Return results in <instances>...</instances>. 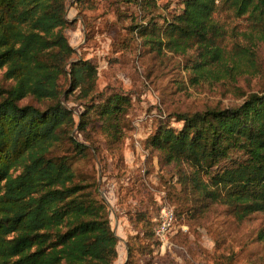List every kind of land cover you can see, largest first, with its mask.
<instances>
[{
  "label": "rangeland",
  "instance_id": "374dc122",
  "mask_svg": "<svg viewBox=\"0 0 264 264\" xmlns=\"http://www.w3.org/2000/svg\"><path fill=\"white\" fill-rule=\"evenodd\" d=\"M216 5L218 31L210 41L221 55L200 70L201 44L190 41L183 50L165 33L184 0H66L63 33L74 53L57 84L60 101L81 124L71 133L81 146L64 137L49 157H68L76 181L92 185L106 206L112 229L123 219L121 251L127 236L141 229L136 212L147 213L153 232L162 205L176 216L164 247L141 237L142 250L131 253L129 264H264V213L238 218L234 206L198 191L193 165L169 163L152 145L161 129L183 128L176 114L237 107L251 94L264 95L263 30L221 0ZM60 51L50 50L44 62L53 66ZM7 69L0 70V88L15 84L4 78ZM74 70L83 80L76 89ZM113 97L122 108L106 118L103 108ZM22 104L48 106L33 98ZM127 216L136 220L133 226Z\"/></svg>",
  "mask_w": 264,
  "mask_h": 264
},
{
  "label": "trees",
  "instance_id": "16d2710c",
  "mask_svg": "<svg viewBox=\"0 0 264 264\" xmlns=\"http://www.w3.org/2000/svg\"><path fill=\"white\" fill-rule=\"evenodd\" d=\"M216 2L184 0L182 13L166 23L165 33L179 48L190 41L201 44L200 70L221 55L210 41L218 31ZM221 2L264 32V0ZM65 14L66 0H0V70L7 67L4 78L15 81L0 88V264H115L118 259V237L92 185L76 181L68 157H49L64 137L81 146L71 136L78 125L60 101L57 84L74 53L63 33ZM56 47L62 56L51 66L43 59ZM79 75L72 71L75 89L83 82ZM28 98L48 106L22 104ZM121 103L109 98L102 115L113 118ZM175 116L183 128H163L152 139L165 160L193 165L198 191L234 206L238 218L264 213V95L251 94L237 107ZM225 161L230 164L221 166ZM201 173L210 176L208 182L201 181ZM136 213L144 238L155 239L147 213ZM138 240L129 238L130 255L142 250Z\"/></svg>",
  "mask_w": 264,
  "mask_h": 264
},
{
  "label": "built area",
  "instance_id": "2783aa9c",
  "mask_svg": "<svg viewBox=\"0 0 264 264\" xmlns=\"http://www.w3.org/2000/svg\"><path fill=\"white\" fill-rule=\"evenodd\" d=\"M175 220L176 216L174 209L169 206L162 205L159 220L154 229L156 239L161 242L162 247H164L167 236L174 227Z\"/></svg>",
  "mask_w": 264,
  "mask_h": 264
},
{
  "label": "crops",
  "instance_id": "0c3cea01",
  "mask_svg": "<svg viewBox=\"0 0 264 264\" xmlns=\"http://www.w3.org/2000/svg\"><path fill=\"white\" fill-rule=\"evenodd\" d=\"M128 217V216H127ZM129 218V217H128ZM129 220V219H128ZM111 222H112V220H111ZM121 223H123V219H118L117 218V220H116V226L118 227L117 228V231H115L114 229V233L116 234V236L118 237V240L120 241V236H121V227H122V225H121ZM129 224L130 225H132L131 223H130V220H129ZM133 226V225H132ZM118 234V235H117ZM131 237H134L135 239L137 238V237H139V240L140 241H142V239H141V237L142 238H144V231L142 230V229H140L139 231H135L134 233H133V235L132 234H130V235H128L127 236V238L125 239V241H124V245H125V252L124 251H121V249H119V244L117 245V252H118V259H117V261H116V263L117 264H126L127 263V261H128V259H129V256H130V254H129V246L130 245H132V244H130L129 245V238H131ZM138 240V241H139ZM119 241H118V243H119ZM139 241V243H141ZM143 244V243H142ZM135 247H136V249H138V245H137V243L135 244ZM115 263V264H116Z\"/></svg>",
  "mask_w": 264,
  "mask_h": 264
}]
</instances>
